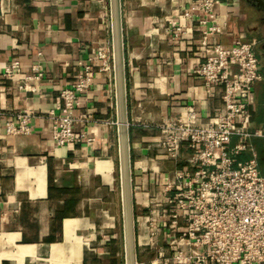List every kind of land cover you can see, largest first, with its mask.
I'll return each instance as SVG.
<instances>
[{"label": "crops", "instance_id": "obj_1", "mask_svg": "<svg viewBox=\"0 0 264 264\" xmlns=\"http://www.w3.org/2000/svg\"><path fill=\"white\" fill-rule=\"evenodd\" d=\"M191 2L0 0V264H161L172 255L153 234V204L187 164L161 148L163 123L191 106L204 124L223 108V87L208 93L194 71L205 26L182 15ZM215 12L227 27L214 42L255 45L262 79L250 130L264 178V0H223ZM172 20L187 35L174 39ZM92 57L94 84L74 111L90 115L75 130L92 141L57 145L50 111ZM13 58L24 74L41 64L35 90L4 79ZM22 111L32 131L8 133Z\"/></svg>", "mask_w": 264, "mask_h": 264}, {"label": "built area", "instance_id": "obj_2", "mask_svg": "<svg viewBox=\"0 0 264 264\" xmlns=\"http://www.w3.org/2000/svg\"><path fill=\"white\" fill-rule=\"evenodd\" d=\"M223 0H192L182 13L188 20L205 26L201 37L204 60L194 70L201 76L208 93L223 87V108L207 123L199 124L200 113L187 107L179 117L168 118L159 141L165 154L186 166L174 172L165 183L162 197L154 201V235L162 233L172 252L161 264H264V178L251 142L254 134L251 106L253 86L262 79L255 45L242 37L232 44L214 42L227 24L219 20L215 7ZM174 39L187 35L176 20L170 21ZM106 49L99 59L108 61ZM95 58L83 70L50 111L53 137L57 145L92 141L85 130L77 132L78 121L86 124L90 115L74 114L81 94L94 84ZM41 64L24 74L20 59L13 58L3 77L19 89L33 91L43 77ZM17 123L8 122L10 134H28L33 126L31 113L17 114ZM185 152L188 155H185ZM250 153L248 158H243Z\"/></svg>", "mask_w": 264, "mask_h": 264}, {"label": "water", "instance_id": "obj_3", "mask_svg": "<svg viewBox=\"0 0 264 264\" xmlns=\"http://www.w3.org/2000/svg\"><path fill=\"white\" fill-rule=\"evenodd\" d=\"M116 57H117V55H116Z\"/></svg>", "mask_w": 264, "mask_h": 264}]
</instances>
